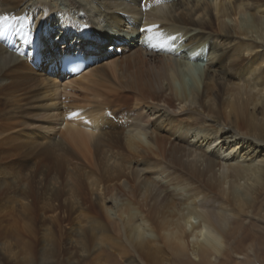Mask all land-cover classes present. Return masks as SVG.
I'll return each mask as SVG.
<instances>
[{
	"label": "bare ground",
	"instance_id": "obj_1",
	"mask_svg": "<svg viewBox=\"0 0 264 264\" xmlns=\"http://www.w3.org/2000/svg\"><path fill=\"white\" fill-rule=\"evenodd\" d=\"M64 1L65 11L46 0H0V130L42 128L47 137L0 139V215L8 209L1 218L12 220L0 252L14 261L31 255L34 228L46 236L38 255L70 246L64 235L74 219L75 244L92 245L96 260L105 246V259L127 264L132 254L153 264L160 254L211 262L236 228L252 249L243 220L264 194V3ZM79 51L89 56L86 69L51 77L62 54ZM76 88L106 96L94 109L52 115L61 130L48 138L38 118Z\"/></svg>",
	"mask_w": 264,
	"mask_h": 264
},
{
	"label": "rangeland",
	"instance_id": "obj_2",
	"mask_svg": "<svg viewBox=\"0 0 264 264\" xmlns=\"http://www.w3.org/2000/svg\"><path fill=\"white\" fill-rule=\"evenodd\" d=\"M260 1L262 3H264V0H260ZM46 2H49L50 6L55 7L61 11L67 10V8L65 9V7H64V6H66L64 0H46ZM52 3H53V5H52ZM73 18L75 21L77 20L76 22L82 23L81 21L79 22V20L76 17H73ZM58 32H59V30H58ZM202 53L201 54L198 53L197 55L199 56L200 64H202V66H204L206 64V60H207L206 58L208 56L206 45H205V51H203ZM63 75L66 76V74H63ZM75 76H78V75H75ZM72 90H69L70 93L68 92L66 95L59 94L55 98V100L51 101V103L54 104V111L49 112V113H45L43 116L38 118V121L40 122L38 124H45L44 126H45L46 130H51L50 133L46 131L48 133V135H50L48 138H50V137L53 138V136L58 134L59 130H61L60 124L59 123L55 124V119L52 117V115L59 114L60 112H62L64 110H68V108H70L71 106H74V105L80 106L81 104H84L88 109H92V108L94 109L97 106L96 102H102V100H104L105 96H106L105 95L106 90L102 89V88L93 89V90L89 91V93L86 92L85 90H82V89L80 90L78 88L72 89ZM93 92H96L97 95L91 96V97H96V98H98V100L95 101L92 105L87 106V103H84L87 100L86 96L87 95H93ZM91 115H94V113H91ZM33 119L34 118H32V119L26 118V123L29 124V122L32 121ZM25 126H27V125H25ZM38 127H40V126H34V127H30V128L34 129V128H38ZM25 128H28V127H24L23 129H25ZM38 129L42 130V128H38ZM39 130H0V134H1L0 139H1V137L8 139V138L14 137L16 135L17 141H20V139L23 137H26V138L28 137L27 138L28 140L35 139V142H36V139L39 141L40 140L45 141L47 139V137H45L43 131H39ZM4 131H5V133H4ZM6 137H8V138H6ZM192 140H193V138H192ZM197 141H200V144L202 143L201 139L197 140ZM229 141H232V139ZM11 144L12 143H10V141H7V143H6V141H2L1 147H2V149H8L9 150L10 149L9 146ZM220 144H221V140H219L216 145L221 146L222 144L221 145ZM202 145H203V143H202ZM3 147H5V148H3ZM244 157H245V161H249L251 158V156H247V157L244 156ZM2 158L5 159L6 156L2 155ZM5 161L7 162L8 160L5 159L4 162ZM36 161H38V160H36ZM89 165L90 164L88 162H86V165H83V167L78 168L79 169L78 171L80 172L81 178H83L81 175H86L87 172L89 171V169H91ZM5 166H6V164H5ZM87 167H89V168H87ZM1 168H2V166H1ZM5 196H6V194H5ZM5 200H7V199L5 198ZM102 207L105 208V201L103 202L100 199L97 200V208L100 209ZM6 210H4L5 212L3 211V213L9 212L8 209H6ZM246 212H247L246 214H247L248 218H246L245 220L242 219L243 223H244L243 228L244 229L246 228L248 235L250 237L253 236V238L256 240V241L255 240L253 241L254 243L255 242L256 243H255V246L252 247V249L250 248L251 250L249 249V245H250V241L252 240V238L243 240L242 237L244 236V234L242 233V230L239 231V229L236 228V230H234L233 232H232V230L229 231L228 248L225 250L223 255L219 258L217 257L215 259H212L211 262H206L204 260H198V259L194 260L192 257H188V256L183 257V258L178 259V260L169 259V258H167V256L160 254L159 258H158L160 264H179V263L180 264H249V263L250 264H264V194H262L257 199L255 204L250 209H248ZM3 213H2V215H0V240H4L6 242H9V240H10L9 234H10V231L12 228V220L10 217L1 218L3 216ZM19 225L20 224H18L17 227H19ZM80 226H81L80 222H78V220L74 219L73 223L71 225L67 226V228L65 229V231L67 232V234H66L67 236L64 235V237H67V239H65V244H66V242H71L72 245H70V246L69 245H65V246L62 245L61 246L59 244L51 245V247L46 248L49 250L46 251L45 253H43V255H41V256L38 255V253H41L40 248H42V242H43V240H45L46 236L43 235L41 229L34 228V234H32V235L28 234L30 239H32L31 241L34 244L33 249L35 251L33 250V252L31 253L33 258L30 254L28 255V257H27V255L25 257V256H22L23 254H19L20 257L18 259L16 258L14 261L13 258L11 259L8 256H6L5 254L0 252V264H127L128 263L129 258L119 259L117 257L111 256V257L105 259V246H102V248H101L102 251L100 253V256L96 260L95 255L98 253V251L96 249H91L92 245L90 246L87 244V247L84 248V246L75 244L76 243L74 240L75 237L72 236L70 233H72L73 230H75V228H79ZM31 228H32V226L20 227L19 231L24 230L27 233H29ZM68 237H69V239H68ZM89 251H90V253H89L90 255L87 257V252H89ZM35 252L37 254H35ZM254 255H256L257 260H256V262L252 263L253 261L251 259L254 258ZM21 256L24 258H21ZM131 256H132V259L133 258L135 259V261H134L135 264H153V261H151V259L147 261V262L150 261L149 263H146L143 260H140L137 255L132 254ZM93 258H95V259L93 260Z\"/></svg>",
	"mask_w": 264,
	"mask_h": 264
},
{
	"label": "snow or ice",
	"instance_id": "obj_3",
	"mask_svg": "<svg viewBox=\"0 0 264 264\" xmlns=\"http://www.w3.org/2000/svg\"><path fill=\"white\" fill-rule=\"evenodd\" d=\"M5 19H7V17ZM155 27L156 26H153L151 28L146 29L145 31L146 32H152ZM26 37H27L26 38V42L27 43H31L32 42L31 36H29L28 34H26ZM153 38L154 37H152V36H148L147 37L149 43L153 40ZM156 46L157 45H153V47H156ZM159 46L160 47H164L163 44L162 45H159ZM63 60H64V63L65 64H75V62L79 60V55L78 54H75V53H67L65 55V57L63 58ZM70 71H72V72H79L80 71L79 65L78 64H75V66H73V67L70 68ZM77 115H78V113H73V116H77Z\"/></svg>",
	"mask_w": 264,
	"mask_h": 264
}]
</instances>
